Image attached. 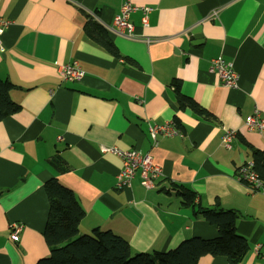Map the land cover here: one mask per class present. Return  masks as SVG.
Returning <instances> with one entry per match:
<instances>
[{
  "label": "crops",
  "instance_id": "obj_1",
  "mask_svg": "<svg viewBox=\"0 0 264 264\" xmlns=\"http://www.w3.org/2000/svg\"><path fill=\"white\" fill-rule=\"evenodd\" d=\"M127 1L152 7L151 25L135 30L142 38L119 34L113 23ZM218 7V17L208 19ZM0 15L8 22L0 78L12 82L10 96L20 105L0 120V264H36L49 255L51 178L71 188L84 209L80 234L110 230L135 253L219 235L183 205L174 186L185 185L196 203L237 211V232L249 244L238 264H263L257 245L264 244V192H251L237 171L252 162L253 148L264 150V132L245 125L255 109L264 118V0H0ZM90 18L119 55L86 33ZM141 18L135 10L129 20ZM198 25L202 38L191 33ZM216 57L234 63L237 86H224L210 71ZM73 61L84 76L65 81L61 66ZM175 79L213 119L180 108ZM168 122L181 133L151 135L150 125ZM226 129L236 130L229 148L222 143ZM102 146L148 154L163 176L151 189L139 176L119 188L121 159ZM198 264L230 263L204 255Z\"/></svg>",
  "mask_w": 264,
  "mask_h": 264
},
{
  "label": "trees",
  "instance_id": "obj_2",
  "mask_svg": "<svg viewBox=\"0 0 264 264\" xmlns=\"http://www.w3.org/2000/svg\"><path fill=\"white\" fill-rule=\"evenodd\" d=\"M86 33L109 52L119 51L107 31L96 20L90 18L85 26ZM176 98L181 109L191 108L198 115L213 119V115L195 100L180 91V83L173 81ZM12 82L0 78V120L20 109L10 96ZM252 168L264 182V150L252 149ZM183 205L190 206L195 216L217 226L219 235L214 238L190 237L174 249L162 252H133L127 239L110 230L95 228L90 234H80L79 223L85 215L74 191L58 179L45 183L49 198V214L44 238L49 255L36 264H198L204 255L226 256L230 264H238L245 256L249 244L237 232L238 213L221 206L206 207L195 202L196 193L185 185H175Z\"/></svg>",
  "mask_w": 264,
  "mask_h": 264
},
{
  "label": "built area",
  "instance_id": "obj_3",
  "mask_svg": "<svg viewBox=\"0 0 264 264\" xmlns=\"http://www.w3.org/2000/svg\"><path fill=\"white\" fill-rule=\"evenodd\" d=\"M135 10L142 11V18L137 24L131 23L129 20L131 12ZM151 10L152 7L150 6H136L130 1L125 2L121 7L120 12L115 15L113 19L117 32L133 39L142 38L143 36L136 34L135 30H142L151 25L149 17ZM220 10V7L213 9L211 13H209L208 19L217 18ZM7 24L8 22L4 21L0 15L1 52L5 50L2 44L1 35ZM147 41H149V39H147ZM210 71L217 73L224 86L231 88L237 86L239 73L235 69L232 61H227L222 57H216L211 61ZM59 74L65 81H77L84 76V71L77 61H73L61 66ZM245 125L249 130H255L259 133L264 132V118L261 116L259 109H255L252 114L246 117ZM149 130L153 137L158 134L169 136L181 133L180 130L175 127L173 122L160 125L152 124L150 125ZM235 135L236 130L234 129H226L224 131L222 135V143L226 148L230 147L231 141L235 138ZM58 140H63V136L59 135ZM101 149L103 152L111 151L121 159L122 165L117 177V186L119 188L131 185L132 180L136 176H139L140 184L147 189H151L155 187L157 180L163 176L162 167L156 164L148 154H143L133 149H122L117 146H102ZM252 166V162L241 165L237 171V178L245 183L250 188L251 192H264V182ZM20 230L21 225H15V230L12 233L14 240L19 239ZM257 251L262 254L264 264V244H258Z\"/></svg>",
  "mask_w": 264,
  "mask_h": 264
},
{
  "label": "water",
  "instance_id": "obj_4",
  "mask_svg": "<svg viewBox=\"0 0 264 264\" xmlns=\"http://www.w3.org/2000/svg\"><path fill=\"white\" fill-rule=\"evenodd\" d=\"M191 33L194 35V37L196 38H202V34H201V26L198 25L195 28H193V30L191 31Z\"/></svg>",
  "mask_w": 264,
  "mask_h": 264
}]
</instances>
